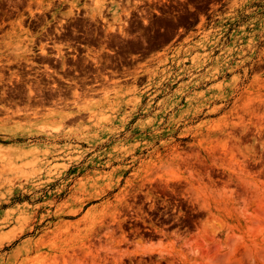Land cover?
<instances>
[{
  "label": "rangeland",
  "instance_id": "1",
  "mask_svg": "<svg viewBox=\"0 0 264 264\" xmlns=\"http://www.w3.org/2000/svg\"><path fill=\"white\" fill-rule=\"evenodd\" d=\"M0 264H264V0H0Z\"/></svg>",
  "mask_w": 264,
  "mask_h": 264
},
{
  "label": "bare ground",
  "instance_id": "2",
  "mask_svg": "<svg viewBox=\"0 0 264 264\" xmlns=\"http://www.w3.org/2000/svg\"><path fill=\"white\" fill-rule=\"evenodd\" d=\"M44 47H45V46H44ZM45 50H46V49H43V47H42V52H44V53H45ZM18 111H19V110H18Z\"/></svg>",
  "mask_w": 264,
  "mask_h": 264
},
{
  "label": "flooded vegetation",
  "instance_id": "3",
  "mask_svg": "<svg viewBox=\"0 0 264 264\" xmlns=\"http://www.w3.org/2000/svg\"><path fill=\"white\" fill-rule=\"evenodd\" d=\"M42 50V49H41ZM9 101V100H8Z\"/></svg>",
  "mask_w": 264,
  "mask_h": 264
}]
</instances>
